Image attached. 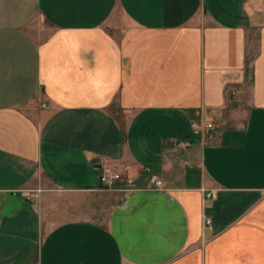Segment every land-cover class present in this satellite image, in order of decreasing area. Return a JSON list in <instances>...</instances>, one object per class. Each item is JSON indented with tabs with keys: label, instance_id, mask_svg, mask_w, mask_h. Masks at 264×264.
Listing matches in <instances>:
<instances>
[{
	"label": "crops",
	"instance_id": "crops-1",
	"mask_svg": "<svg viewBox=\"0 0 264 264\" xmlns=\"http://www.w3.org/2000/svg\"><path fill=\"white\" fill-rule=\"evenodd\" d=\"M0 264H264V0H0Z\"/></svg>",
	"mask_w": 264,
	"mask_h": 264
},
{
	"label": "built area",
	"instance_id": "built-area-1",
	"mask_svg": "<svg viewBox=\"0 0 264 264\" xmlns=\"http://www.w3.org/2000/svg\"><path fill=\"white\" fill-rule=\"evenodd\" d=\"M231 95H234V92H231ZM42 108H47L46 105H42ZM191 131L194 135L201 134L205 140H209L213 136V131L215 127L211 123H190ZM180 149H186L189 147V141L179 142L177 144ZM123 174L121 170L113 168V169H105L102 171V174L99 177L101 188L105 191H117L118 190V182L122 180ZM153 184L156 188H160L162 186V182L160 180L154 179ZM215 197V192L213 190L209 191L207 194L208 199H213Z\"/></svg>",
	"mask_w": 264,
	"mask_h": 264
},
{
	"label": "rangeland",
	"instance_id": "rangeland-1",
	"mask_svg": "<svg viewBox=\"0 0 264 264\" xmlns=\"http://www.w3.org/2000/svg\"><path fill=\"white\" fill-rule=\"evenodd\" d=\"M253 38H255V35H253ZM251 53H252V54L255 53V48H254V50H252ZM110 200H112V199H110ZM111 202H112V201H111Z\"/></svg>",
	"mask_w": 264,
	"mask_h": 264
}]
</instances>
